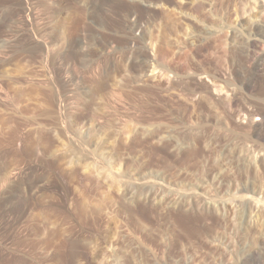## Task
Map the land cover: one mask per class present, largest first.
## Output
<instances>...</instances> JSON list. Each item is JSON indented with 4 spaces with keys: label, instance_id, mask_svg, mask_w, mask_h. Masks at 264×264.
I'll list each match as a JSON object with an SVG mask.
<instances>
[{
    "label": "rangeland",
    "instance_id": "obj_1",
    "mask_svg": "<svg viewBox=\"0 0 264 264\" xmlns=\"http://www.w3.org/2000/svg\"><path fill=\"white\" fill-rule=\"evenodd\" d=\"M260 63L264 0H0V264H264Z\"/></svg>",
    "mask_w": 264,
    "mask_h": 264
},
{
    "label": "bare ground",
    "instance_id": "obj_2",
    "mask_svg": "<svg viewBox=\"0 0 264 264\" xmlns=\"http://www.w3.org/2000/svg\"><path fill=\"white\" fill-rule=\"evenodd\" d=\"M260 64H262V63H260ZM264 64H262V66H263ZM261 66V67H262ZM264 67V66H263ZM245 261H247V260H245ZM245 263V262H244ZM246 264H261V262H260V260L259 259H257L256 257L254 258V257H252V258H250L247 262H246Z\"/></svg>",
    "mask_w": 264,
    "mask_h": 264
}]
</instances>
